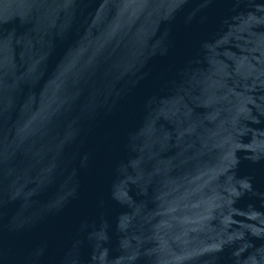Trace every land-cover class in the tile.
Returning <instances> with one entry per match:
<instances>
[{
	"label": "water",
	"instance_id": "1",
	"mask_svg": "<svg viewBox=\"0 0 264 264\" xmlns=\"http://www.w3.org/2000/svg\"><path fill=\"white\" fill-rule=\"evenodd\" d=\"M0 264H264V0H0Z\"/></svg>",
	"mask_w": 264,
	"mask_h": 264
}]
</instances>
